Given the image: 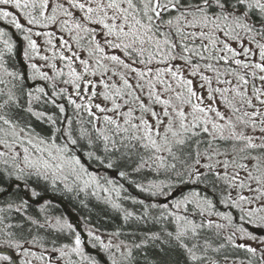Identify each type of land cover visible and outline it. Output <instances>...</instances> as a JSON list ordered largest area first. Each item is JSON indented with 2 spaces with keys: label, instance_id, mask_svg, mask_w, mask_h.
<instances>
[{
  "label": "snow or ice",
  "instance_id": "6c2138e0",
  "mask_svg": "<svg viewBox=\"0 0 264 264\" xmlns=\"http://www.w3.org/2000/svg\"><path fill=\"white\" fill-rule=\"evenodd\" d=\"M0 21V264H264V0H0ZM38 189L116 226L89 216L85 242Z\"/></svg>",
  "mask_w": 264,
  "mask_h": 264
},
{
  "label": "trees",
  "instance_id": "16d2710c",
  "mask_svg": "<svg viewBox=\"0 0 264 264\" xmlns=\"http://www.w3.org/2000/svg\"><path fill=\"white\" fill-rule=\"evenodd\" d=\"M0 27H4L5 30H8L10 32V34H12V32L9 30L10 26L5 25L2 21H0ZM11 30L13 32H15L14 29H11ZM16 38L18 40H20L18 37H16ZM38 39L40 41H43L44 38L40 37ZM14 42L16 43L15 40H14ZM20 42H21V45H22V59H23V62L25 64V67H26L25 68L26 69L25 70L26 71V75H29L30 74V70H29V68L27 66V61H25L24 56H23L24 42L22 40H20ZM16 45H17V43H16ZM17 53H18V45L16 47V50H15L14 54L9 58V67L23 72V70L20 67L19 62H18ZM37 62L39 64H43L44 63L43 61H37ZM61 67H62V65H61ZM28 83L31 85V84H43L44 82L43 81H39V80H36V81L29 80ZM85 163H87V161H85ZM89 167L91 169L95 170V166L94 165H89ZM115 179L119 182V177L118 176L115 177ZM125 186L128 188V193H127L128 195L136 196L137 198L145 199L146 201H150L149 197L139 193L138 191H136L135 188L131 187L128 184H126ZM38 190H40L42 192L43 196L49 197V198L53 199L54 201H58V202L62 203L64 205V207L71 214H73L77 218L78 225H80V228L82 229V232L84 231V229H83L84 222H85L86 218H88L89 216H91L92 223L97 224V226L101 227L102 231H110L112 228H114L116 226L117 221L115 219H107V217H109L111 215L110 212H108L104 208L103 205L98 204L96 202L95 198H91L90 197L88 199L89 209H86V208L82 207L81 203H80V200L84 199L83 194H81L80 199H76L72 195H61V194L53 193L51 191L45 192V191H43V189H38ZM13 191H15L14 188H13ZM4 198L8 199L9 197H4ZM128 203H129V207H131L130 202H128ZM38 206H39L38 204L33 203V207L30 209V211L35 212L37 210ZM90 209H91V211H90ZM51 211L54 214H56V215H64V216H66L65 213L63 212L62 207L56 202H52ZM83 234L85 235L84 232H83ZM88 247L91 250L96 251V249L93 248L91 246V244H88ZM149 255L150 256H157L158 254L156 252H154L153 250H150L149 251ZM161 258L164 259V260H175V259H177V256L175 254H170L168 256H161Z\"/></svg>",
  "mask_w": 264,
  "mask_h": 264
},
{
  "label": "water",
  "instance_id": "95a60500",
  "mask_svg": "<svg viewBox=\"0 0 264 264\" xmlns=\"http://www.w3.org/2000/svg\"><path fill=\"white\" fill-rule=\"evenodd\" d=\"M9 30L12 32V34L14 33L10 28H9ZM14 38V40L16 41V43H17V45H18V53H17V58H18V62H19V65H20V67L22 68V70H23V73L26 75V67H25V64H24V62H23V59H22V45H21V42H20V40H18L15 36L13 37ZM32 85V84H31ZM47 198H49V197H47ZM52 202H56V203H58L61 207H62V209H63V212L65 213V215L67 216V217H69V219L71 220V222L73 223V224H78V220H77V218L73 215V214H71L65 207H64V205L62 204V203H60V202H58V201H54L53 199H51V198H49ZM81 229V228H80ZM81 231H82V229H81ZM82 234H83V232H82ZM83 238L85 239V242H86V236L83 234ZM88 252L90 253V254H93V255H99L96 251H93V250H91L89 247H88Z\"/></svg>",
  "mask_w": 264,
  "mask_h": 264
},
{
  "label": "rangeland",
  "instance_id": "374dc122",
  "mask_svg": "<svg viewBox=\"0 0 264 264\" xmlns=\"http://www.w3.org/2000/svg\"><path fill=\"white\" fill-rule=\"evenodd\" d=\"M43 54V53H42ZM161 200H163V198H161ZM84 232V231H83ZM85 235H86V233H85Z\"/></svg>",
  "mask_w": 264,
  "mask_h": 264
}]
</instances>
